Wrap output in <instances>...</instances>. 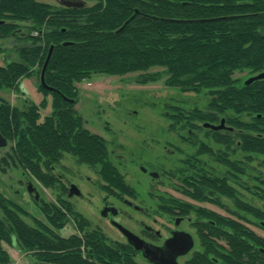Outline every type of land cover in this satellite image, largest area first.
<instances>
[{"label": "trees", "instance_id": "1", "mask_svg": "<svg viewBox=\"0 0 264 264\" xmlns=\"http://www.w3.org/2000/svg\"><path fill=\"white\" fill-rule=\"evenodd\" d=\"M91 1L95 3L74 7L39 0H0V19H8L0 23V37L17 35L16 21L32 22L31 32L24 36L29 44L17 47L19 59L0 63V89L18 88L24 77L35 72L40 76L53 46L45 71V81L53 89L39 84L43 100L24 107L0 101V132L13 143L10 162L3 158L1 163L20 166L45 186L55 187L60 181L53 166L69 153L78 162L97 168L110 185L129 191L112 161L108 140L87 128L74 108L77 82L96 72L123 75L141 71L140 83L165 77L167 85L182 91L205 89L209 95L206 109L168 105L172 126L181 123L191 127L192 133L205 130L216 142H228V148L235 130L239 149L248 156H264V78L245 84L234 76L238 70L253 74L264 70V0ZM153 66L163 69L149 72ZM49 93L53 94V110L42 116ZM220 117L232 127L214 129L196 123H215ZM189 139L198 144L197 154L209 152L231 171L242 172L240 161L225 160L221 148L216 151L194 134ZM197 154L185 157L172 171L177 179L211 181L194 170L199 164ZM188 186L193 192L184 190L186 193L205 199L204 185ZM244 186L264 199V187ZM208 187L233 197L237 208L252 214L264 228V207L241 200L232 187ZM37 204L45 221L0 190V264L12 261L4 242L29 252L31 264H140L131 246L108 240L96 231L82 236L78 232L60 234L58 229L69 222L85 231L82 214L66 199L59 196L56 202L39 200ZM23 216L32 217L34 223ZM247 221L240 216L216 224L200 222L209 233H200L204 250L196 252L189 264H264V235L251 229ZM218 238L226 241L221 251Z\"/></svg>", "mask_w": 264, "mask_h": 264}, {"label": "rangeland", "instance_id": "2", "mask_svg": "<svg viewBox=\"0 0 264 264\" xmlns=\"http://www.w3.org/2000/svg\"><path fill=\"white\" fill-rule=\"evenodd\" d=\"M51 3L56 6H62L63 0H39ZM86 5H91L94 1L83 0ZM18 26V34L9 37H0V63L4 64L8 60H18L19 55L17 47L29 44V40L24 36L31 32L30 21H16ZM163 69V67L153 66L149 72ZM36 71V70H35ZM141 71L129 72L123 75H110L103 72H96L91 77H87L77 82L78 96L74 104V108L83 116L84 123L92 132L104 136L109 143V148H114V154L120 153L127 155V158L120 160L115 159L116 164L124 173L126 181L136 190L140 191L141 198H145V202L150 206L151 215H143L130 210L126 205L123 207V214L120 219L127 225L140 228L134 223V219L142 218L146 222H151L153 217L158 218L156 227L163 229L171 222L166 212L160 211L159 200L153 196H149L148 188L151 185L149 175H145L139 164H146L153 157L157 158L158 168L168 170L169 175L163 174L162 185L156 187V191L164 194L170 190L173 183H176L177 176L173 174V170L182 164V160L192 154H197L198 144L186 146L182 144L181 137L189 134L191 127H183L181 123L172 126V120L168 117V105L180 103L184 109L188 107H198L206 109L209 101V95L206 90L201 92L182 91L181 89L169 86L165 83V77L147 83H140ZM256 74V73H255ZM254 75L248 70H238L234 76L239 82L245 81L248 77ZM40 84V76L35 72L32 76L24 77L18 88L0 89V97L9 101L10 104L24 107L31 103H40L45 94L38 88ZM53 94L47 95V105L41 108L42 116L52 112ZM243 119H249L246 115ZM219 118L215 124L221 122ZM225 119V118H224ZM202 124L200 121H196ZM225 126L232 127L225 120ZM194 133L199 139L207 142L216 151L220 147L215 140L211 138L205 130L195 129ZM235 134V130L232 132ZM238 137L235 136V141ZM12 142L7 146H0V159L7 152L11 151ZM178 149L174 153H168L167 146ZM236 147L237 157L240 160L243 170L238 173V186L240 198L252 204L264 207V199L259 198L249 191H244V185H260L264 187V164L263 155L253 154L251 158L247 157V153ZM242 151V152H241ZM199 155V154H197ZM205 163L212 167L216 174H225V167L216 161L214 157L202 155ZM151 164V163H150ZM53 172L59 176L60 183L55 187H47L30 172L20 166L10 164L5 166L0 161V190L10 199L18 202L25 207L30 214L45 221V215L40 210L37 202L46 200L56 202L60 196L69 200L74 209L79 211L89 219L97 222L100 218L99 208L102 206L100 195L96 181L101 178L98 175L97 168L88 164L80 163L77 159L66 153L60 163L53 166ZM171 175V176H170ZM70 182L77 183L82 189L80 196L68 197V187ZM29 184L39 192V199H35V189L30 192ZM249 186V187H250ZM104 194V192H103ZM229 207H236L232 201H228ZM239 210V209H238ZM0 214L2 211L0 210ZM252 219L247 221L257 233L264 235V228L257 224V219L252 215H248ZM24 219L33 224L34 221L30 216H23ZM253 222V223H251ZM104 224L105 231L110 238L124 240L122 234L112 225ZM75 231L74 225L69 222L65 228L58 229L62 235H69ZM160 240H158L159 242ZM4 247L12 256L9 264H30L32 255L20 250L16 245L4 242ZM141 264H148L137 257ZM186 258H181L183 262Z\"/></svg>", "mask_w": 264, "mask_h": 264}, {"label": "flooded vegetation", "instance_id": "3", "mask_svg": "<svg viewBox=\"0 0 264 264\" xmlns=\"http://www.w3.org/2000/svg\"><path fill=\"white\" fill-rule=\"evenodd\" d=\"M94 3L95 2H93L91 5H93ZM63 5H65L64 0H63ZM65 6H67V5H65ZM83 6H87V5L84 4ZM83 6H79V7H83ZM74 7H76V6H74ZM7 21H8V19H0V23H5ZM17 30H18V28H17ZM17 32L18 31H16V33ZM11 36H13V35H11ZM7 37H9V36H7ZM1 98L2 97H0L1 102L9 103V101H7V100L3 101ZM204 123L205 122H202L203 125H204ZM205 127H207V126H205ZM225 128H229V127L225 126L222 129H225ZM190 134H194L196 136V134L194 132L192 133L191 130L189 131V135ZM222 134L228 135V133H226V132H223ZM2 135L5 138V142L3 145H0V146H7L10 143V140L3 133H2ZM189 135H187L186 137H181L182 144H186V146H190L193 143L192 139H189ZM208 135L214 139V137H212L210 134H208ZM219 135H221V133ZM232 136L233 137H232V140L230 142V148H228V142H221V141L216 142L215 141V143L220 145L219 148H221L222 149L221 151L224 152L225 160L238 162L240 160L237 157L236 147L232 146L233 143H234V145L237 144V140L235 141V134L234 133L232 134ZM202 141H203V139H202ZM205 143L208 144L207 142H205ZM209 146L211 147V145H209ZM219 148H217V149H219ZM166 150L168 151V153H174L178 149L169 145L166 147ZM114 151H115L114 148L110 149L112 161L114 162L117 169L124 176V173L120 170L119 166L116 164L115 159H118V160H120L122 158L125 159V158H127V155L120 154V153L114 154ZM10 153H11V151H7L1 157L0 161L3 158H6V160L10 162V158H9ZM198 154L199 155H197L196 160H197V162H199V164L197 166V169H194V170H197L198 172H202L203 176L209 178L211 181L210 182L202 181V183H200V182L195 181V180L184 182L182 180L177 179L175 181L176 183H173L172 186L170 187V190L167 191L165 194L163 191H162V193L157 192L155 186L158 185L157 186V188H158L159 185L163 184L162 183L163 181H161L163 178V174L168 176L169 171L168 170L167 171L166 170L160 171V168H158L156 157H153L151 159V161L149 162V164L148 163L139 164V169H141V171L145 175L146 174L149 175L150 180H151V185L148 188L149 196L150 197L153 196L159 200V203H158L159 208L158 209H160V211H162V212H166L168 219L171 221L168 224V226H164L165 232L167 234L164 235L163 229L161 230V229H158L156 227V225L158 223L157 217H153L152 221L149 223L146 222L142 218L134 219V223L137 224L138 226H140L139 229H137L133 226H127L119 218L120 215L123 214V207L121 206V204L126 205L128 208H130V210H133L134 212H137V213L143 214V215H148V216L151 215L150 206L145 202V200H144L145 198H141L140 191L136 190L132 185H130L126 181L125 176H124L125 182L130 186L129 191H122V190H119L118 188H116L115 186L110 185L107 181L103 180L99 174L98 175L101 178V180L96 181V185H97V188L99 189L100 193L102 194V195H100V198L102 201V204H101L102 206L99 208V214H100L101 219H99L97 222H94L92 219H89L88 217H86L85 215H83L81 213L83 218H84V222H85V226H84L85 231L83 233V232H81V230L75 228L74 232H76V233L78 232L79 235L82 236L85 233H89V231H91V232L96 231L99 235L104 236L108 240H112V241L123 243V244H128L135 251V254H134L135 259L138 261L137 257L139 256V258L142 261H144L148 264H153V263L149 262L143 256L142 250L137 249L129 241L126 234L118 226V223L123 225L124 227L128 228L129 230H131L135 234H137L140 238L145 240V242H147L149 244H154V245H163V243L165 242V240L167 238H171V237H174L176 235H177V237H179V241L182 243L181 245H183V242L181 239H184V237H186L187 234H190L191 237L193 238V242H194L193 246L189 250H187L186 252L181 253L177 256V260L180 264H189L190 258L196 252H201L204 250L203 245L201 244V241H200V233L201 232L203 234L209 233V231L204 229L203 226H200V224H199L200 222L210 221L212 224H216L217 220L230 219V218L231 219L232 218L237 219L240 216L242 219H246L248 221H250L252 219L251 217L248 216V215H252V214L247 213L246 211H243L241 209L238 210L233 197L229 196L228 194H226L224 192H220L219 190H213L212 188L208 187V186H212L214 184L219 185V186L223 184V185L229 186L230 188L232 187L237 192L236 195L240 198L241 191L239 190V188H241V187L238 186V180H237L238 173L236 172V170L231 171L229 166L225 162L220 161L217 157H215L213 154H211L209 152H201ZM202 155L214 157L217 162H219L220 164H222L223 167H225V174L221 175V174L214 173L212 170V167L208 166L205 163V160L203 159ZM247 157L251 158L252 154H251V156H248V154H247ZM10 164L11 163H9V165ZM5 166H8V165H5ZM240 167L243 170L241 163H240ZM57 177L60 181L59 176H57ZM223 177L226 178L224 182L218 181L219 179L212 181L214 178H223ZM72 183H74V182H70L69 187H68V197L80 196L82 194V189L79 187V185H77V186L79 187L81 193L78 195L74 194L72 196H69V188H70ZM75 184H77V183H75ZM188 184H202V185H204L205 189H203V191H204L205 199H199V198H196V197L190 195L189 193H186L184 190L193 192V189H191L188 186ZM248 186H250V185H248ZM251 190L252 189H247L246 187L244 188V191H246L248 193H249V191L251 192ZM34 191H35V195H36L37 190L35 189ZM103 192H104V194H103ZM240 199L243 200L242 198H240ZM67 201H69V200H67ZM228 201H232L236 207H234V208L229 207L227 205ZM212 217H214V218H212ZM45 220H46V218H45ZM71 223L74 225L73 222H71ZM103 223H105V224L109 223L114 228H116L122 234V236L124 237V240L121 241L119 239L110 238L109 235L106 233L107 230L105 231V227H104ZM251 223H253V222H251ZM250 228L253 229L252 227H250ZM74 232H71V233H74ZM158 240H160V241L158 242ZM225 242L226 241L223 238L217 239V243L219 244V247L217 248L218 251H221L222 248H225ZM179 249H180V247H179ZM183 257L186 259L183 262H181L180 259ZM138 262L140 263V261H138ZM97 263L106 264L108 262H106V261H103V262L100 261L99 262L98 261Z\"/></svg>", "mask_w": 264, "mask_h": 264}, {"label": "water", "instance_id": "4", "mask_svg": "<svg viewBox=\"0 0 264 264\" xmlns=\"http://www.w3.org/2000/svg\"><path fill=\"white\" fill-rule=\"evenodd\" d=\"M64 4L67 6H83L85 2L83 0H64ZM66 43H70V41H66ZM53 51V46L50 47L49 53L47 55V58L45 60V63L43 65L41 75H40V83L42 86L53 89V87L49 86L45 81V71L47 68V65L49 63V60L51 58ZM264 78V70L251 75L245 80V84H249L252 81L256 79ZM3 101H6V99L1 98ZM74 99H70V101H73ZM205 126L211 127L214 129H220L225 127V119L223 118L219 124H214L211 122H205ZM5 142V138L0 132V145H3ZM28 189L30 192H32L35 188L32 186V184H29ZM81 191L77 184L72 183L69 188V196H72L74 194L78 195ZM35 198H39V192L36 191ZM118 226L123 230V232L128 237L129 241L137 248L143 251V256L151 263L153 264H180L177 260V256L181 253L186 252L193 246V238L190 234H187L184 239H181L182 243L179 241V237L174 236L171 238H167L163 245H154L149 244L145 242L142 238H140L137 234L129 230L128 228L124 227L123 225L118 223ZM180 247V249H179Z\"/></svg>", "mask_w": 264, "mask_h": 264}]
</instances>
